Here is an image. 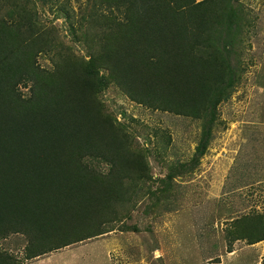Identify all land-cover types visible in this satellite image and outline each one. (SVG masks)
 <instances>
[{"label": "trees", "instance_id": "obj_1", "mask_svg": "<svg viewBox=\"0 0 264 264\" xmlns=\"http://www.w3.org/2000/svg\"><path fill=\"white\" fill-rule=\"evenodd\" d=\"M29 3L0 0V238L22 233L27 259L109 231L149 179L144 154L100 91L114 84L138 103L201 118L197 161L240 78L234 33L244 27L232 0H88L76 29L66 11L85 59ZM42 53L49 68L37 62ZM0 264L22 263L0 249Z\"/></svg>", "mask_w": 264, "mask_h": 264}, {"label": "rangeland", "instance_id": "obj_2", "mask_svg": "<svg viewBox=\"0 0 264 264\" xmlns=\"http://www.w3.org/2000/svg\"><path fill=\"white\" fill-rule=\"evenodd\" d=\"M232 3L244 26L234 33L241 39L240 78L230 98L217 106L205 153L193 160L201 118L138 103L110 84L99 97L130 135L133 150L144 154L148 181L117 208L120 218L108 224L109 231L30 259L26 237L10 233L0 238L2 251L22 264H264V238L251 242L264 237V142L253 129L254 114L264 119V0ZM29 4L61 45L88 58L80 31L73 34L66 18V11L74 14L76 29L88 0ZM49 56L42 53L37 62L49 68ZM27 83L20 84L23 94ZM92 166L104 173L110 169L103 161L93 160Z\"/></svg>", "mask_w": 264, "mask_h": 264}, {"label": "crops", "instance_id": "obj_3", "mask_svg": "<svg viewBox=\"0 0 264 264\" xmlns=\"http://www.w3.org/2000/svg\"><path fill=\"white\" fill-rule=\"evenodd\" d=\"M260 113L258 114H254L253 118H258V120L255 122L256 127L253 128L254 130H259V131H255L257 135H259L260 137L263 136V142H264V119H262L261 117H259Z\"/></svg>", "mask_w": 264, "mask_h": 264}]
</instances>
